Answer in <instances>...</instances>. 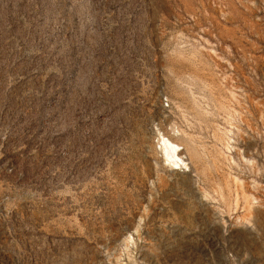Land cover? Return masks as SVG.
Wrapping results in <instances>:
<instances>
[{
	"label": "rangeland",
	"instance_id": "374dc122",
	"mask_svg": "<svg viewBox=\"0 0 264 264\" xmlns=\"http://www.w3.org/2000/svg\"><path fill=\"white\" fill-rule=\"evenodd\" d=\"M0 264H264V0H0Z\"/></svg>",
	"mask_w": 264,
	"mask_h": 264
},
{
	"label": "bare ground",
	"instance_id": "6f19581e",
	"mask_svg": "<svg viewBox=\"0 0 264 264\" xmlns=\"http://www.w3.org/2000/svg\"><path fill=\"white\" fill-rule=\"evenodd\" d=\"M170 153V152H169ZM172 156H174V155H172Z\"/></svg>",
	"mask_w": 264,
	"mask_h": 264
}]
</instances>
